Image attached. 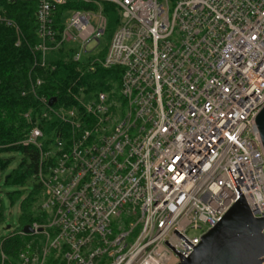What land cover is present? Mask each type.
Returning a JSON list of instances; mask_svg holds the SVG:
<instances>
[{
  "label": "built area",
  "instance_id": "2783aa9c",
  "mask_svg": "<svg viewBox=\"0 0 264 264\" xmlns=\"http://www.w3.org/2000/svg\"><path fill=\"white\" fill-rule=\"evenodd\" d=\"M16 2L35 4L42 67L70 45L91 71H121V101L100 92L50 105L37 95L44 80L30 84L40 109L22 145L39 153L34 178L48 221L32 235L48 237L42 256L180 264L240 199L264 220L255 124L264 107V0H0V24L15 29L19 46L7 16ZM104 4L119 23L106 54L91 57L108 27ZM40 123L51 125L48 135Z\"/></svg>",
  "mask_w": 264,
  "mask_h": 264
},
{
  "label": "trees",
  "instance_id": "16d2710c",
  "mask_svg": "<svg viewBox=\"0 0 264 264\" xmlns=\"http://www.w3.org/2000/svg\"><path fill=\"white\" fill-rule=\"evenodd\" d=\"M71 4L63 9H69ZM7 9L8 17L21 32V44L16 46L17 35L13 27L0 24V171L4 172L13 160L4 158V155L21 153L20 164L5 178V182L18 188L34 187V191L28 195L22 191L9 195L12 205L20 200V227L0 240V261L7 259L4 264H18L20 251L29 253L34 249L27 242L35 235L24 233L23 228L33 227L38 222L43 224L46 221L44 216L47 217L38 204L40 195L42 199V187L34 178L38 170L39 153L33 147L22 145L36 122V113L40 109L38 97L56 98V101L68 105L76 104L74 96L89 99L100 92H108L115 98L121 71L101 67L91 71L87 60L83 63L73 61L76 48L70 45H63L51 52L47 57V65L42 67L40 58L33 51L39 41L34 2H16L7 5ZM103 12L108 20L107 31L99 43L98 51L91 57L102 58L106 54L118 27L116 9L104 4ZM38 77L44 80V85L37 91V97L30 93V84ZM27 113H31L30 119L25 118ZM39 126L47 135L50 133V124L40 123Z\"/></svg>",
  "mask_w": 264,
  "mask_h": 264
},
{
  "label": "water",
  "instance_id": "95a60500",
  "mask_svg": "<svg viewBox=\"0 0 264 264\" xmlns=\"http://www.w3.org/2000/svg\"><path fill=\"white\" fill-rule=\"evenodd\" d=\"M55 102L56 98H51L49 104ZM255 124L264 150V107L257 114ZM263 229L264 220L254 218L242 198L180 264H261L264 257ZM42 231L43 228L38 229V232ZM23 232L33 234L35 229L26 226Z\"/></svg>",
  "mask_w": 264,
  "mask_h": 264
},
{
  "label": "rangeland",
  "instance_id": "374dc122",
  "mask_svg": "<svg viewBox=\"0 0 264 264\" xmlns=\"http://www.w3.org/2000/svg\"><path fill=\"white\" fill-rule=\"evenodd\" d=\"M8 10V9H7ZM8 16V13H7ZM114 93V91H113ZM112 93V94H113ZM113 99L117 101H121L118 94L115 93V98ZM121 112V111H120ZM121 114V113H120ZM4 158H12L10 165L4 171H0V240L10 235L13 230H16L20 227L19 225V216H20V200H18L14 205H12L10 201V194H13L16 191L25 192V194H30L34 191V187L32 185L27 186L25 188H18L17 186L8 185L5 182V178L15 170L20 161L22 159L21 153H13V154H6ZM41 202V195L38 201V204ZM37 206H35L36 210ZM39 214V210H36ZM45 217V222L43 224L36 223L37 225H45L48 221V218ZM10 227L11 229H7ZM191 234H195L191 232ZM48 237L44 234L35 235L30 241L27 242L28 245L33 246V251L27 253L26 251H20V256L18 255V264H66L62 254L59 251H49L47 255L44 257L42 256L43 249L47 246ZM23 254L26 255L27 258H32L36 256L34 261H30L25 263L24 259L21 257ZM0 264H4L7 262V259H1Z\"/></svg>",
  "mask_w": 264,
  "mask_h": 264
},
{
  "label": "bare ground",
  "instance_id": "6f19581e",
  "mask_svg": "<svg viewBox=\"0 0 264 264\" xmlns=\"http://www.w3.org/2000/svg\"><path fill=\"white\" fill-rule=\"evenodd\" d=\"M262 264V263H261Z\"/></svg>",
  "mask_w": 264,
  "mask_h": 264
}]
</instances>
